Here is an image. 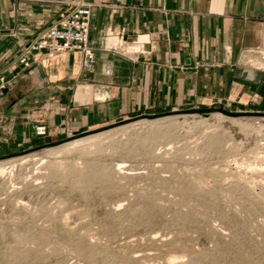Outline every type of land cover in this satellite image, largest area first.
Here are the masks:
<instances>
[{"label": "rangeland", "instance_id": "rangeland-1", "mask_svg": "<svg viewBox=\"0 0 264 264\" xmlns=\"http://www.w3.org/2000/svg\"><path fill=\"white\" fill-rule=\"evenodd\" d=\"M257 110L142 112L1 154L0 264H264Z\"/></svg>", "mask_w": 264, "mask_h": 264}, {"label": "crops", "instance_id": "crops-1", "mask_svg": "<svg viewBox=\"0 0 264 264\" xmlns=\"http://www.w3.org/2000/svg\"><path fill=\"white\" fill-rule=\"evenodd\" d=\"M94 64L20 51L62 0H0V155L142 112L214 104L264 110V0H85ZM46 128L36 137L34 124Z\"/></svg>", "mask_w": 264, "mask_h": 264}, {"label": "built area", "instance_id": "built-area-1", "mask_svg": "<svg viewBox=\"0 0 264 264\" xmlns=\"http://www.w3.org/2000/svg\"><path fill=\"white\" fill-rule=\"evenodd\" d=\"M66 7L58 13L54 23L45 28L20 51L16 61L24 67L31 64L35 53H44L52 57L59 52L78 51L81 54L83 68L93 66L94 50L89 42V23L91 3L85 0H62ZM264 59V52H262ZM8 79L0 72V89L6 87ZM36 135L47 133L45 126L37 120L34 124Z\"/></svg>", "mask_w": 264, "mask_h": 264}, {"label": "water", "instance_id": "water-1", "mask_svg": "<svg viewBox=\"0 0 264 264\" xmlns=\"http://www.w3.org/2000/svg\"><path fill=\"white\" fill-rule=\"evenodd\" d=\"M172 112V111H171ZM171 112H159L157 114H143L142 117H146L148 119H157L158 117H164V116H170ZM185 112H195V113H204L208 114L210 112H219L221 114H228L226 111H223L221 107L214 106V107H208V108H193V109H186ZM245 113H248L249 115H262L264 116V111H244ZM86 133V132H85ZM46 145L54 146L55 143H47ZM41 146L37 147L40 148Z\"/></svg>", "mask_w": 264, "mask_h": 264}, {"label": "bare ground", "instance_id": "bare-ground-1", "mask_svg": "<svg viewBox=\"0 0 264 264\" xmlns=\"http://www.w3.org/2000/svg\"><path fill=\"white\" fill-rule=\"evenodd\" d=\"M214 113L221 114L219 112H214ZM164 118H165V116L164 117H158L157 119H148V118H144V119H148V121L149 122H152V123H157V121L162 120ZM144 121H147V120H144ZM97 137H100V135L99 136L98 135L87 136V137H85V139L84 138H81L80 140H74V141L65 143L64 144L65 146H63V147H65V148H72V147L83 146L84 143H86V141H90V140L95 139ZM21 159H22V157H21Z\"/></svg>", "mask_w": 264, "mask_h": 264}]
</instances>
